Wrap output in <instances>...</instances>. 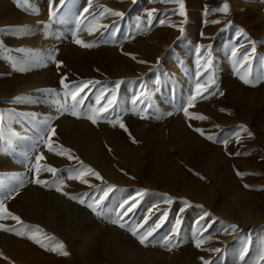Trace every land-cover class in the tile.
Returning <instances> with one entry per match:
<instances>
[{"label":"rangeland","instance_id":"374dc122","mask_svg":"<svg viewBox=\"0 0 264 264\" xmlns=\"http://www.w3.org/2000/svg\"><path fill=\"white\" fill-rule=\"evenodd\" d=\"M183 3L181 16L175 0H67L62 8L51 0L59 13L53 22L50 0H0V41L6 49L0 50V114L5 116L0 128L8 137L0 141V200L15 188L13 198L4 201L8 210L33 231L41 229L38 236L46 244L51 240L43 234L68 252L48 251L26 236L0 230V264H255L264 244V0ZM224 3L227 13L213 11ZM103 8L124 15L100 17ZM94 23L108 27L89 34ZM21 26L24 31H17ZM77 37L93 46L75 43ZM245 53H251L247 63ZM8 54L18 67L4 59ZM208 59L211 67L205 70ZM248 72L245 84L240 76ZM64 76L66 83L100 81L81 94L86 99L77 116L71 114V98L63 96ZM209 77L215 84L206 98L188 107L196 83ZM101 90H115L118 101L107 118L93 124L87 117ZM141 92L144 102L133 104ZM200 115L206 119L195 118ZM117 116L127 131L109 122ZM69 155L116 185L101 215L55 190L62 179L63 191L91 202L87 197L99 192L90 185L105 186L93 176L85 177L88 184L67 179L79 167ZM38 156H43L41 168L57 169L55 178L40 172L48 186L33 182ZM14 177L22 178V187ZM138 191L145 195L121 218L120 202ZM150 209L145 228L164 211L168 216L142 245L129 226L142 222ZM177 219L179 231L169 250L162 238ZM0 224L19 228L10 218ZM197 238L204 240L199 248Z\"/></svg>","mask_w":264,"mask_h":264},{"label":"snow or ice","instance_id":"6c2138e0","mask_svg":"<svg viewBox=\"0 0 264 264\" xmlns=\"http://www.w3.org/2000/svg\"><path fill=\"white\" fill-rule=\"evenodd\" d=\"M19 2V0H18ZM26 3H29L30 0H25ZM175 2L179 3L180 8H179V14L181 16L185 15L184 12V3L183 0H175ZM67 3V0H59V6L62 8L65 4ZM90 6V5H89ZM89 11L88 7H85L83 9L84 13H87ZM213 11H220V12H224L227 13L229 11V5L227 3H224L223 6L221 8L218 9H214ZM153 12H155V9L151 10L148 12V22L149 24L152 21L153 18ZM112 15V16H117V17H123L124 13L119 12V11H114L112 9L109 8H103L102 11H100L98 13V15L100 17H103L105 15ZM207 14V10L206 13ZM58 10L55 7L51 6V0H50V10H49V20L50 21H56V19L58 18ZM214 22H218V21H214ZM161 23H164V21H161ZM108 25H102V24H98V23H94L92 25H90L88 27V31L89 34H92V32L94 30H99L100 28H107ZM183 29L181 28V31ZM17 31H24L23 26H21L19 29H17ZM241 35H244L243 31L241 30ZM75 43L83 46V47H91L93 45L85 43L83 40L79 39L78 37L75 39ZM0 50H4L5 46L3 44L2 41H0ZM18 52H24V49H18ZM197 51L199 52L200 49H197ZM256 51V47H255V42H252V48H251V53H255ZM251 53H245L243 55V63H247L250 60V55ZM232 55L235 57L237 55V50L233 49ZM4 59L9 60L12 62V66L14 68L18 67L19 62L15 60V58L13 56H11L10 54L5 55ZM143 62V61H141ZM58 67L60 66L59 63L57 65ZM202 67L205 68V70H207V68L211 67V60L208 59L205 62V65H202ZM19 70L23 71V67H19ZM239 72V69L237 70ZM201 75L200 72L197 73V77H199ZM251 73L248 72L245 75L240 76V79L245 83L248 84L250 83V79L246 78L250 77ZM67 80V76H64L61 78L60 80V84L62 85L64 91H63V96L67 99L68 97L71 98L72 104H71V108L73 109V111L71 112L72 115L77 116L79 115L78 111L76 110L78 108V106H82L84 104V101L86 99V94L85 95H81L82 93H85L86 89H89L90 86L91 87H95L96 85L100 84V81H93V80H83V81H79V82H70V83H66ZM215 84V80L213 77H209L208 82L206 83H200L197 82L195 85V93L194 94H190L187 98V105L188 107L193 106L194 102L196 101V99L199 98H206L204 96V93H207L209 91V88ZM120 84L117 83L115 88L119 89ZM50 93H54L55 90H49ZM146 94L144 92H141L139 95H137L135 97V99H133L132 103L133 104H137L139 103H143V97ZM220 95H223V93L221 92ZM18 101H23L24 98L23 97H18L16 98ZM118 101V97H117V92L115 90L108 92L106 90H101L99 95L96 98L95 101V107L90 109V115H88V119L91 120V122L93 124H96L98 122L99 119L101 118H107V115L115 110V106L117 104ZM38 102V101H37ZM67 103L65 102L64 104L60 105V108L62 110H67ZM188 107H184L182 110L184 112V115L186 117L189 116V112H188ZM141 118H146V117H141ZM198 119H206L205 116L200 115L198 117H195ZM5 120V116L3 114H0V125L3 124V121ZM110 123L113 124V126H115V124L117 122H119V126L122 129H125V131H127L125 124L120 120V117L117 116L115 120H109ZM246 131V129H244ZM195 131H197L198 133H200L201 135H204L205 133L203 132L202 129L200 128H196ZM51 133L54 134L55 133V129H51ZM249 135H251V133H248ZM12 135H15V133H13ZM208 139H213L212 136H208ZM8 139V137H6L3 133L2 128H0V141H6ZM48 139H51V136H48ZM135 142V141H134ZM225 143H227V141H225ZM48 149L49 151H52V145L49 144L48 145ZM62 151H67V152H71L70 149H62ZM59 154V153H58ZM69 159H75L78 162L79 167L73 168L71 171L74 173L73 175H69L67 177V179L69 180H78L80 183L82 184H88L89 181L85 179L86 176H93L95 177L97 180H100L105 186L103 188H101L99 185H90V187L96 189L99 192L98 196H92V197H87V194H85V197H87V199H90L91 202H87V200L85 198H82L80 196H75V195H69V193L63 191L64 187H65V182L64 180H59L58 184H56V188L55 190L57 192H61L63 195L68 196L70 199L75 200L81 204H85L89 209H91L94 213H96L97 215H101L104 211L103 209V204L104 201L109 197V194L111 192H113L116 189V185L113 184H108L107 181L104 180V178L98 173L96 172L94 169L88 167L87 165H85L83 163V161H80L78 157H73L72 155H69L68 157ZM43 159V156H38L36 158V165L34 166V172H35V178L33 180L34 183L38 184V185H44V186H48L49 182L48 181H42L39 178V174L41 171H47L50 172L52 174V176L55 178L57 176V169L53 168V167H44L41 168L39 161ZM238 175H244L243 173H238ZM14 179H18L20 181L19 186L22 187L23 186V180L20 177H14ZM55 183V181H54ZM245 187H247V185H245ZM16 192V189L13 188L12 191H10L7 195L4 196L3 200H0V220H6V219H12L16 222V225L19 226H6L4 224H0V230L6 231V232H14L17 236H21L24 237L26 236L29 240H32L34 243L40 245V247L42 248H46V250L48 251H52V252H57L61 255H68V252L64 250L65 246L62 242H56L54 237L48 238L46 234H43L45 238L50 239L51 243L50 244H46L44 242V239L40 238L38 236V233H42V230L39 228H35V231H33V226L24 224V222L21 220V218L18 215H14L11 211L8 210L6 204L4 201L13 198L14 194ZM145 195L144 191H138L136 193L135 197H131L129 199H125L122 202H120L119 204V209L121 210L120 213L118 214L121 218L123 216H127L130 212H132L136 206L137 203L139 202L138 198H142ZM165 202L168 204L172 203V200L170 197H166L165 198ZM158 209V206H154ZM181 211H183V209H181ZM153 215V210L150 209L149 212L146 214V216L144 217L143 221L136 224L135 226H129V230L131 231L133 236H136L140 242V244L142 245H146L148 242H150V238L153 237L154 233H156V231L161 227L162 223L164 220L167 219L168 213L167 211H164L160 217V220L157 221L153 226L147 227L145 228V225L148 224V221L151 219V216ZM209 214L207 212H205L203 214V216L201 217V219L203 220L205 217H207ZM117 222V221H114ZM179 225H180V220L177 219L175 225L172 227V229L170 230V232L168 234H166L162 239L164 242V245L168 247L169 250H171V248L174 246L173 245V238L178 234L179 231ZM120 227H125L124 224H120ZM207 227H210V224L207 225L203 231H207ZM232 229H235L236 226L232 225L230 226ZM23 229V230H21ZM141 229H143V231L141 232ZM196 247L199 248L203 243L204 240L201 238H197L196 239ZM218 251V250H217ZM248 252V248L245 247L241 250V254H240V260L243 261L245 256L247 255ZM6 259V257H5ZM261 261H264V244L261 245V251L260 254L258 256V259L255 261V264H261ZM204 264H208L207 261L204 262Z\"/></svg>","mask_w":264,"mask_h":264},{"label":"bare ground","instance_id":"6f19581e","mask_svg":"<svg viewBox=\"0 0 264 264\" xmlns=\"http://www.w3.org/2000/svg\"><path fill=\"white\" fill-rule=\"evenodd\" d=\"M88 144H90V143H88ZM88 144H87V146H88ZM86 146V145H85ZM90 146V145H89ZM85 148V147H84ZM89 148V147H88ZM90 148H92V147H90ZM91 151V150H90ZM124 250V249H123ZM120 251H117V254L119 253ZM123 252H125V251H123ZM122 253V252H121ZM124 254V253H123ZM120 255H122V254H120Z\"/></svg>","mask_w":264,"mask_h":264}]
</instances>
